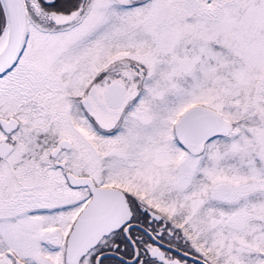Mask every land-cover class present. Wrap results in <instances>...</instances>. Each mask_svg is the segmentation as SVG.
<instances>
[{
	"label": "snow or ice",
	"instance_id": "1",
	"mask_svg": "<svg viewBox=\"0 0 264 264\" xmlns=\"http://www.w3.org/2000/svg\"><path fill=\"white\" fill-rule=\"evenodd\" d=\"M0 264H264V0H0Z\"/></svg>",
	"mask_w": 264,
	"mask_h": 264
}]
</instances>
